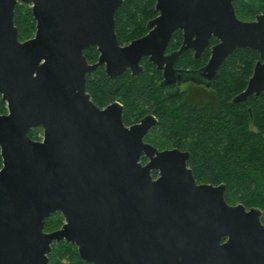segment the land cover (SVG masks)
I'll return each instance as SVG.
<instances>
[{"label":"water","instance_id":"1","mask_svg":"<svg viewBox=\"0 0 264 264\" xmlns=\"http://www.w3.org/2000/svg\"><path fill=\"white\" fill-rule=\"evenodd\" d=\"M20 1L32 4L36 20L35 36L25 41L15 24ZM123 2L0 0V94L8 107L0 113V264H49L53 244L62 241L95 264H200V244L223 235L230 236L226 251H264L251 244L264 242V210L230 205L225 183H199L190 152L145 142L155 116L127 126L122 106L100 108L87 91V76L100 64L112 78L128 69L137 75L145 55L168 82L176 73L179 81L210 86L230 54L250 48L260 58L232 100L247 103L264 91V13L243 20L233 0H157L153 29L120 45L116 14ZM176 29L184 43L165 55ZM212 37L218 42L207 64L182 78L173 64L190 47L202 56ZM90 46L100 52L95 64L84 54ZM34 127H43V139L31 138ZM55 212L65 222L46 231Z\"/></svg>","mask_w":264,"mask_h":264},{"label":"trees","instance_id":"2","mask_svg":"<svg viewBox=\"0 0 264 264\" xmlns=\"http://www.w3.org/2000/svg\"><path fill=\"white\" fill-rule=\"evenodd\" d=\"M156 2L124 0L116 14V32L121 42L144 32L147 20L158 14ZM233 3L240 19L254 20L264 13V0H233ZM15 24L21 40L34 35L36 20L29 4L17 5ZM91 48L87 55L96 59L97 53ZM208 58L209 51L202 58L203 63ZM259 58V52L250 48L230 54L221 64L203 106L191 101L189 92L178 97L179 102L177 98H168L145 75L134 78L124 73L112 79L103 68L96 71L94 78L88 76L87 90L100 104L121 97L133 116L134 110L145 107L148 109L144 112L156 113L159 122L155 133L191 152L189 165L198 182L225 183L227 201L264 208V91L252 94L247 103L232 101L245 90ZM7 111V103L0 94V112ZM40 129L35 127L30 135L37 139ZM2 165L0 152V168ZM63 224V215L55 212L47 218L45 227L56 230ZM49 258V264H95L82 259L77 246L67 241L55 242Z\"/></svg>","mask_w":264,"mask_h":264},{"label":"flooded vegetation","instance_id":"3","mask_svg":"<svg viewBox=\"0 0 264 264\" xmlns=\"http://www.w3.org/2000/svg\"><path fill=\"white\" fill-rule=\"evenodd\" d=\"M19 3H25V2L20 1ZM27 4H29L32 8V4H30V3H27ZM158 15H159V12L155 17L147 20L144 29H142V30H144V32L142 34L134 35V38L128 39V40L122 41V42L119 40V37H118V41H119L120 45H128L131 42L146 36L153 29V28L148 26L149 22L151 20L155 19ZM18 32H19V30H18ZM33 36H35V33ZM32 37H30V38H32ZM184 39H185V36H184L183 30L176 29L172 35V38L168 42L167 48L165 50V55H170L171 53L179 50L180 47L182 46V44L184 43ZM25 40H27V39H25ZM25 40H21V41H25ZM217 42H218V39L215 37H212L210 45L207 47V49L205 50L203 55L200 57L195 56V54H196L195 48H193V47L188 48L182 54L180 59L173 64L174 70L177 71L178 74H180V75L182 74V78H183L185 76L183 73L186 70H199V69L203 68L207 64L209 58L211 57L212 46L214 44H216ZM90 48L94 54L97 53L96 59H90L88 57L87 52L90 51ZM208 51H209V58L207 59V61L205 63H203L202 58L204 57V55ZM84 54H85V56H86V58L90 64H95L99 60L100 52H99L97 46H90V47L86 48L84 50ZM139 64H140V66L143 67V70L137 75L133 74V72L130 69H128V70L124 71L122 74L118 75L117 77L112 78L109 76V74L106 71V65L100 64L95 70L90 72L88 74V76L91 75V78H94L96 71L98 69H101V68H103V70L105 71L107 76L112 78V79H117L121 75H123L124 73H130L131 76H133L134 78L141 77L142 75H145L146 78L149 80V83H155L158 87H160L162 89V91H164L165 95H167L168 98L171 97V98H177L178 99V97L181 98L185 93L189 92L190 94H192L191 101L197 102L199 105L203 106L208 101V99L206 98V93L210 92V89H211L213 83L210 86H207L206 84L197 83L191 79L185 80V81H179L177 79L178 75L176 73L174 76H172L170 78L172 80V82H168L167 79H169V77L165 76L164 69L159 68L158 65L154 62V60L151 59L150 55L143 56L141 58V60L139 61ZM165 65H167V62L164 63V66ZM88 76H87V81H88ZM175 90H177V92H175ZM91 98L93 100L92 96H91ZM179 100L180 99H178L177 102H179ZM113 103H118L120 106L123 107V119H124V122L127 126L138 124L142 121V119H144L145 117H147L149 115L155 116V118L157 119V122L153 126L150 127V129L148 130V132L144 136L145 142L154 145L152 142L147 140V137L151 134H155L158 137H160L154 131L156 125L159 122L158 115L156 113L149 112V111L144 112L145 110L148 109L147 107H145V108H142L141 110H136V111L134 110V116H133L132 114L129 113L127 106H126V103L121 97L113 99V100L108 101V102H105L104 104H100L98 102H95V104L98 105L100 108H106L107 106H109ZM126 113H127V116L125 117ZM34 128H32V129H34ZM42 129H43V127H42ZM31 130H30V132H31ZM30 132H29V135H30ZM43 136H44V129H43ZM31 138H33V137L31 136ZM33 139L41 140V139H36V138H33ZM170 145H171L170 147H164V148H160L156 145H154V146L157 147L160 151L172 150L174 148H178L181 151L190 152L189 150L182 149V148L172 144L171 142H170ZM190 157H191V152H190ZM190 157H189V160H190ZM189 160H188V165H189ZM140 161L143 164H146L149 161V157L146 156L145 154H143ZM189 167H191V166L189 165ZM159 175L160 174H159L158 170L153 171L154 178H157ZM199 183H205V182H199ZM226 201H227V199H226ZM227 202L230 205H235V204L230 203L229 201H227ZM238 203H241V202H238ZM252 207H256V206H251V207L246 206L247 210H249ZM259 208H261V207H259ZM206 209L208 212H210L209 206H207ZM261 209L264 210V208H261ZM261 221H262V223H264V216L261 217ZM229 238H230L229 235H223L222 240L220 242H203V243H201L200 245L202 247V251L200 252V256H198V260L200 259V264H259L261 262H264V259H260L259 257H258L259 259L256 258L257 257L256 255H258V254L264 255V251H262L261 253L257 250H248L245 252H243V251H226L225 246H227V244H228L227 241L229 240ZM242 244H246V243H242ZM251 244H253L252 245L253 248H258V247L264 248V242L251 243ZM241 246L245 247L246 245H241ZM204 249H207V250L204 251ZM238 255H249L250 258L233 260ZM227 257H229V258H227ZM231 258H233V259H231Z\"/></svg>","mask_w":264,"mask_h":264},{"label":"rangeland","instance_id":"4","mask_svg":"<svg viewBox=\"0 0 264 264\" xmlns=\"http://www.w3.org/2000/svg\"><path fill=\"white\" fill-rule=\"evenodd\" d=\"M245 20V19H243ZM6 102V101H5ZM7 110H8V107H7ZM2 113V112H0ZM40 137V138H39ZM43 138V129H40L39 133H38V138L37 139H42ZM147 140L152 142L154 145L160 147V148H164V147H170V142L168 141H165L164 139H161L160 137H158L157 135L155 134H151L147 137ZM232 204H238V201H233V202H230ZM65 222V220H64ZM59 229V228H58ZM45 230L46 231H53V230H48L46 229L45 227Z\"/></svg>","mask_w":264,"mask_h":264}]
</instances>
